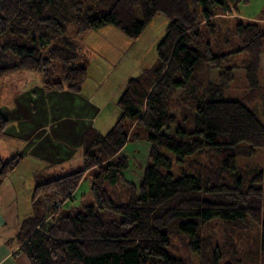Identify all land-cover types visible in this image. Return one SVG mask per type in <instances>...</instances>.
I'll list each match as a JSON object with an SVG mask.
<instances>
[{
  "label": "trees",
  "instance_id": "1",
  "mask_svg": "<svg viewBox=\"0 0 264 264\" xmlns=\"http://www.w3.org/2000/svg\"><path fill=\"white\" fill-rule=\"evenodd\" d=\"M249 2L0 0V76L34 71L47 90L80 93L88 79V69L77 65L80 49L70 27L82 35L112 25L136 40L156 15L168 20L157 64L128 80L114 126L105 134L86 133L82 166L57 178L40 176L33 199L50 203L52 221L28 218L17 238L31 264H187L169 254L174 238L208 264L213 258L243 264L233 232L247 221L261 225L264 255V167L238 164L264 149V123L244 101L223 99L235 71L244 69L245 100L260 99L264 111V9L256 19L240 17L239 5ZM55 63L62 80L51 82ZM215 70L217 82L211 79ZM8 125L0 112L1 134ZM140 139L151 151L136 186L122 174L129 161L121 150ZM20 162L19 155L0 157V185ZM87 172L93 202L62 208ZM215 218L226 226L220 249L198 236Z\"/></svg>",
  "mask_w": 264,
  "mask_h": 264
},
{
  "label": "crops",
  "instance_id": "2",
  "mask_svg": "<svg viewBox=\"0 0 264 264\" xmlns=\"http://www.w3.org/2000/svg\"><path fill=\"white\" fill-rule=\"evenodd\" d=\"M252 1L255 6L264 5V0H250L248 5L239 6L249 8ZM255 6L253 12L250 9L243 12L239 8L240 17L256 19L258 10ZM109 72V69H104L101 74L108 73L110 76ZM89 74L90 71L88 79H92ZM40 76L30 70H16L0 76V105L11 109L5 114L0 108L9 122L5 132L0 133V157L7 160L21 156L20 164L0 185V264H31L17 241L22 223L33 217L34 196L31 198L30 194L34 195L35 188L32 190L30 182L26 186L24 176H34L36 187L40 176L52 179L51 176L58 175V171L62 173V170L69 169L72 172L78 169L82 166L86 133L94 129L105 134L120 116L117 104L113 103L115 94L110 101L107 99V104L113 106V112L103 116V95L109 77L93 85H89L87 79L81 92L73 93L67 89L47 90ZM87 87L90 93H86ZM14 93L19 95L14 96ZM16 97L20 98L21 103L17 102ZM101 126L108 130L102 133ZM150 151L151 144L143 139L130 141L123 147L121 154L128 159L129 168L122 174L128 183L138 186ZM90 174H85L74 192L75 200L78 197L83 200L82 196L89 190ZM44 205L45 211H48L46 201Z\"/></svg>",
  "mask_w": 264,
  "mask_h": 264
},
{
  "label": "rangeland",
  "instance_id": "3",
  "mask_svg": "<svg viewBox=\"0 0 264 264\" xmlns=\"http://www.w3.org/2000/svg\"><path fill=\"white\" fill-rule=\"evenodd\" d=\"M259 1V0H256ZM92 0H85V4L91 6ZM242 5V4H241ZM240 5V6H241ZM239 6V8H240ZM246 6V5H243ZM255 6V2H251L250 7L244 9L241 7L243 12L246 10H252ZM258 10L257 16L264 9V5L255 6ZM231 24V23H230ZM168 25V20L165 16L158 14L147 26L143 34L136 40L128 38L119 29L112 25L104 26V28L98 31H91L87 34L76 35L74 28L70 27L69 36L74 37L77 46L80 49V57L78 59L77 65L86 67L90 71L91 78L88 79V83L97 84L98 81L102 82L104 78L109 77V82L105 86L104 96V111L103 116L106 117L108 114L112 113V105L107 104V99L110 101L111 97L114 95L113 103L117 104L119 97L121 96L126 82L130 78H135L146 71L152 69L158 62L157 47L162 38L166 34V28ZM242 55L237 56V61L241 60ZM262 69L259 75L260 86L264 88V54L262 55ZM104 69L110 70V76L102 73ZM114 71V73H113ZM218 70H215L211 74V79L213 82L218 81ZM244 69H238L235 71L234 82L224 91V100H238L244 101L245 104L252 109L257 116L264 123V111L262 101L258 99L255 102H248L245 97L249 93L247 88ZM89 74V75H90ZM95 76V78H93ZM41 77V76H40ZM62 80V66L60 63H55L51 67V73L49 76V81H61ZM103 87V85H102ZM19 90V89H16ZM86 93L90 91L86 90ZM15 94L14 96H18ZM17 102L21 103L19 97H16ZM64 101V100H62ZM1 106V105H0ZM3 113L10 112V108L3 105L0 107ZM178 109L172 111L173 115H177ZM107 124V123H106ZM103 126V125H102ZM101 126V132L105 133L108 129H104ZM112 125L110 126V128ZM174 127H171L169 132H173ZM83 162V161H82ZM238 164L242 169L246 170H256L264 167V149H258L254 156L249 158H239ZM64 172L58 175H52V178H56L61 174H67L69 169L62 170ZM73 171V170H72ZM25 184L28 186V182L32 185L30 186L32 190L34 187V176L26 175ZM50 178V177H48ZM90 180V179H89ZM140 182V181H139ZM90 185V181H89ZM36 186V185H35ZM31 198L33 194H30ZM29 198V195H28ZM80 197L77 200H72V206H75L78 201L80 203L87 205L93 202L92 198L89 196V190L86 195ZM45 201L43 197H38L32 200V214L37 215L38 218H42L46 215V220L48 222L52 221L51 212L45 211ZM78 203V204H80ZM50 206V203L47 202ZM226 226L223 224L221 219L215 218L200 227L198 236L200 238L208 239L211 248L219 247V249L224 245L226 238ZM260 236H261V225L255 222L247 221L246 224L239 230L238 228L233 232V245L236 247L237 252L243 256V264H264V255L260 250ZM169 254L177 258L184 259L187 264H205L201 257L197 254H193L186 247L184 239L174 238L171 249L168 248ZM227 258H220L219 261L211 259L210 264H226ZM208 264V263H206Z\"/></svg>",
  "mask_w": 264,
  "mask_h": 264
},
{
  "label": "built area",
  "instance_id": "4",
  "mask_svg": "<svg viewBox=\"0 0 264 264\" xmlns=\"http://www.w3.org/2000/svg\"><path fill=\"white\" fill-rule=\"evenodd\" d=\"M72 200H75L74 196H72L71 199L67 200L61 207L64 208V209H71L73 207L72 206L73 203H76V202H72ZM76 205H79V204L77 203Z\"/></svg>",
  "mask_w": 264,
  "mask_h": 264
}]
</instances>
